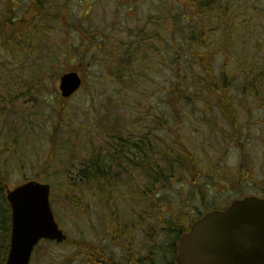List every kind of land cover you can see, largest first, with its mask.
Instances as JSON below:
<instances>
[{
	"label": "rangeland",
	"instance_id": "1",
	"mask_svg": "<svg viewBox=\"0 0 264 264\" xmlns=\"http://www.w3.org/2000/svg\"><path fill=\"white\" fill-rule=\"evenodd\" d=\"M45 1L51 17L43 20L42 27L33 30L24 41L14 39L10 47L0 42V164L2 173L8 176L6 190L28 180H39L36 175L42 172L51 154V135L58 127L56 159L47 171L43 167L46 173L42 172L41 180L51 185L56 219L69 239L98 243L117 264H126L128 260L135 264V255L146 256L151 247L155 261L170 258L176 240L164 220L175 223L182 217L181 225L189 226L199 213L225 208L244 196L264 194V188L258 186L264 183V105L247 96L242 103L239 98L236 103L242 124L239 143L225 142L221 132L213 129L210 118L193 105L186 107L182 137L199 157L202 173L198 182L202 190L193 186V177L188 175L174 189L159 191L160 202L155 205L153 197L146 200L136 195L138 188L142 193L147 190L148 180L140 170L132 171L126 165L127 170L113 173V187L104 185L102 190L83 184L84 201L77 202L81 193L78 189L73 191L69 182L84 161L99 154L102 166L108 164L110 169L109 149L122 144L111 137L132 138L131 132L136 136L145 127L152 128L151 114L174 115L165 106L168 97L165 86L173 67L169 57L161 64L155 52L160 46L169 55L172 47L178 46V37L185 36L187 25H192L186 21L191 15L183 12V6L174 0ZM233 1L238 6V13L234 12L237 16L234 31L239 32L240 38L235 42V58L230 61L221 52V45L215 47L217 75L226 65L232 72L235 59L240 56L264 62V0ZM13 7L15 17L23 16L19 3ZM7 11L5 0H0V21ZM184 13L186 17L182 20L180 16ZM173 15H176L175 29L162 31L165 44L156 42L155 48L151 39L141 45L136 43L156 28L153 23L169 27L171 22L166 23L160 17L172 20ZM216 23L210 27L217 26ZM224 23L215 32L219 41ZM173 30L176 34L172 35ZM19 41L22 44L15 47ZM117 53L123 57L145 55L147 59L119 79V63L112 61ZM92 61L95 65L90 67ZM187 61L193 63L194 76L200 80L199 64L191 62L190 57ZM184 67L191 72L189 64ZM69 71L79 72L83 83L74 95L63 98L60 77ZM238 73L244 77L247 70L240 69ZM55 75L58 79L54 82ZM241 89L239 78L233 91L241 97ZM177 119L168 122L177 124ZM216 120L229 129L220 116ZM157 134L165 137L163 132ZM127 141L131 140L123 144L130 149L132 145ZM242 144L247 146L253 170L248 181L243 178L246 171L242 166ZM148 243L152 246L147 248ZM87 257V250L42 242L31 264H87Z\"/></svg>",
	"mask_w": 264,
	"mask_h": 264
},
{
	"label": "trees",
	"instance_id": "2",
	"mask_svg": "<svg viewBox=\"0 0 264 264\" xmlns=\"http://www.w3.org/2000/svg\"><path fill=\"white\" fill-rule=\"evenodd\" d=\"M174 1L183 6V12H189L187 14L191 16H189V20L186 21L192 23L191 26L187 25L188 33L183 37H178V43H176L178 46L175 48L172 47V50H170L171 53L166 55L167 53L164 54L160 46L157 47L155 44L156 42L160 44L166 43L162 31L164 30L166 33V30L170 31L175 29L176 15H173L172 20H169V17H160V19H164L166 23L171 22L170 26L166 27L164 24L158 26L156 23H153L156 28H154L151 33L142 35L140 40L136 41L138 45L143 44V42L148 39L154 41L155 48H158L155 52L157 54L156 59L161 62V64L166 63V57L170 58L171 67L173 68L172 71H170L171 77L165 86L168 94L165 106L169 107L174 115L163 114V116H159L158 114H151L152 126L154 125L152 128L145 127V129H142L139 135L137 133L136 136L134 132H131L132 138L124 139L121 137H111L110 139L122 142V144H119V146H111L109 149L110 152L108 153L111 159L110 165H112L110 169H108V164L102 166L99 154L84 161L81 167L78 168L77 174L74 177H70L69 182L73 191L75 189L80 191L81 195L80 197L77 196L79 198L77 202L81 204H83L84 201L83 184H88L90 188L92 185L95 187L99 186L101 189L104 185L108 186V188L111 187V185L113 187V173L118 170H127L126 165L130 166L132 171L140 170L144 175L143 178H147L148 180L146 183L147 190L142 193L138 188L136 195L143 196L146 200H150L153 197L156 201L155 205H158V202H160L159 199L161 198V194L159 191H168L169 188L174 189V185L177 182L185 180L188 175L193 177V179H191L193 186L199 187V189L201 187L200 190H202V185L198 182L202 173L199 168V157L189 148L182 137L181 130H183L182 125L185 120L184 117L188 114L186 112V107L193 105L194 108L201 110L202 114L204 113V117L210 118L214 125L213 129L215 128L221 132L225 142H229L230 140L238 141L239 143L242 124L239 121L238 106L236 104L238 98L242 103L243 98L246 99L248 96L253 102L264 105V62L259 63L256 59L248 60L246 56H240L235 59V67L232 72L227 69L226 65V68L220 75L216 73V46L220 47L221 45L223 47L221 52L226 54V59L228 61L231 60V57L235 58L233 50L235 48V42L240 38V34L238 31H234L236 29L234 21L237 19L235 13H238V6L233 4L234 1ZM5 2L8 11L4 15L5 18L0 21V42L7 47L11 46L14 39L24 41L27 37L32 35L33 30H37L43 26L44 19L47 21V18L51 17L45 0H23V2H21V0H5ZM17 3H19L23 10V16L21 17H15L13 15L16 10L13 5ZM24 4L25 9L23 8ZM176 14L178 13L176 12ZM56 16L57 15L54 14L52 18L55 19ZM182 16V20H184L186 13L181 14L180 17ZM160 19L158 18L159 21ZM230 20L232 23H229ZM214 23H216L217 26L219 24H225L220 28L222 30L221 41L216 39L217 34L215 32L217 26L213 28L210 27ZM173 34H176L174 30L172 31V35ZM81 36V39H83L84 34H81ZM165 36L166 34H164V37ZM88 38L90 42L91 38ZM21 44L22 43L19 41L18 45L15 47ZM147 44L148 42L146 45ZM137 51L138 50H135L134 52L136 53ZM185 51L188 52L187 55H184ZM86 54H88L87 50ZM133 55L134 54H131L127 57H123L119 53L114 55L112 61H117L119 63L117 73L119 79L125 78L127 72H133L138 63L147 59H144L145 55L143 57H135ZM82 56L85 58L84 54H82ZM189 57L192 59L191 62L195 61L197 65L199 64V68L201 69L200 80L196 79L197 77L194 76V65L187 61ZM188 64L191 69L190 73L184 67H187ZM94 65V61L89 63L90 67ZM111 68L113 70V67ZM240 69L247 70V74L244 75V77L239 75L238 70ZM239 78L242 81L241 97L233 91L236 81ZM57 79L58 76L56 77L55 75L53 81L55 82ZM122 83L123 81L121 84ZM154 99L155 97L151 98L152 101ZM249 110L251 112V109ZM217 116H220L225 121L230 130L224 128L216 120ZM176 117L178 118L177 124L168 122L169 119H175ZM59 132L60 129L57 127L51 135V154L43 165L46 171L56 159L55 154L59 149L57 144L60 136ZM157 132H163L165 137L158 135ZM127 139L131 140L127 141L132 145L130 149L123 144ZM241 148L242 166L246 171L243 178L245 181H248L253 176L250 155L248 154L245 144H242ZM1 165L3 164H0V264H5L10 247L11 209L6 200L7 187L4 185L8 180V176L2 173ZM114 166L115 168L112 171ZM43 167L42 172L46 173ZM42 172L36 175L37 179L42 180ZM258 184V186L264 188V183ZM70 198L72 199L71 196ZM88 211L87 213H89ZM161 212L162 209H160V215ZM201 214L202 213H199L198 216ZM174 219L176 220L175 217ZM182 220V217L175 223L164 220V223L167 224L171 233L175 234L176 242L178 237L189 228V226L181 225ZM176 242L172 246V255L173 251H175ZM63 244L75 246L80 250H87V264H117L111 256L103 251L98 243L83 239L75 240L68 238ZM173 261L174 258L171 256L164 261L160 258L158 261L156 259L155 264H173Z\"/></svg>",
	"mask_w": 264,
	"mask_h": 264
},
{
	"label": "water",
	"instance_id": "3",
	"mask_svg": "<svg viewBox=\"0 0 264 264\" xmlns=\"http://www.w3.org/2000/svg\"><path fill=\"white\" fill-rule=\"evenodd\" d=\"M78 72L60 79L63 97L80 89ZM51 186L28 181L8 190L12 211L10 250L5 264H30L42 240L62 243L67 235L51 206ZM177 264H264V198L248 196L226 209H215L195 220L177 245Z\"/></svg>",
	"mask_w": 264,
	"mask_h": 264
},
{
	"label": "flooded vegetation",
	"instance_id": "4",
	"mask_svg": "<svg viewBox=\"0 0 264 264\" xmlns=\"http://www.w3.org/2000/svg\"><path fill=\"white\" fill-rule=\"evenodd\" d=\"M178 240H179V238H178ZM151 243L147 244V248L152 246ZM176 247H177V245L175 246V251H173V255H172L173 258H174L173 264H176V255H177ZM153 250H154L153 247H151L147 251V255L146 256H144L142 254L141 255H135V264H155V257H154V251ZM131 255H130V257H131ZM133 256H134V254H133ZM126 264H134V261L131 262V261L128 260Z\"/></svg>",
	"mask_w": 264,
	"mask_h": 264
}]
</instances>
